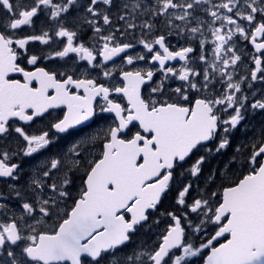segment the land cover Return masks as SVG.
I'll return each mask as SVG.
<instances>
[{
  "label": "snow or ice",
  "instance_id": "1",
  "mask_svg": "<svg viewBox=\"0 0 264 264\" xmlns=\"http://www.w3.org/2000/svg\"><path fill=\"white\" fill-rule=\"evenodd\" d=\"M142 3L128 0L122 4L128 11L117 16L124 22L121 30L112 28L114 0H87L81 6L83 14L72 21L64 14L77 0H0V9L10 14L0 24V177L18 179L21 166L13 158L21 152L32 156L51 145L58 133L89 120L95 115L97 98L103 101L100 112L114 114L102 135L85 137L67 152L43 161V170L30 180L29 187L34 193L47 188L53 196L24 200L19 216L15 212L9 216L8 206L0 203V216L4 217L0 219V264H188V258L203 256V250H209L203 264H264V126L246 143L237 145L222 168L209 171L206 185L221 181L215 191L197 188V194L192 195L189 179H199L209 158L232 146L233 132L245 120L249 107L264 110V91L259 99L253 92L249 103L242 88L246 80L249 88L252 81H264V0H155L146 7ZM198 8L210 20L195 15ZM138 11L163 17L169 35L174 30L192 37L200 34L198 60L205 65L203 71L192 66L193 47L174 50L164 34L153 35L150 20L139 25L138 40L124 42L121 38L138 27L134 22ZM41 12L56 22L55 29L18 36L16 30L33 26L34 17ZM81 24L92 30V46L79 39ZM104 26L111 29L107 34ZM53 37L63 38L61 50L29 54L30 42L48 45ZM238 40L249 42L255 50L250 80L249 76L234 79V70L242 61ZM207 43L213 45L211 60L205 54ZM137 44L145 51L128 54ZM70 53L100 69L105 80L117 73L120 83L107 86L97 77L88 78L87 72L75 78L68 70L35 67L29 71L18 62L26 60L27 65L35 66L41 58H64ZM114 57L133 67L126 70L113 62L108 68L107 62ZM177 59L184 62L179 68L168 64ZM139 62L158 64V68L136 67ZM157 72L161 78L154 80ZM10 73H20L23 79H10ZM171 78L182 83L167 95L165 82ZM149 85L148 93H143L142 87ZM192 90L200 94L194 101L190 99ZM113 94L121 95L127 105ZM61 106L66 109L62 118L53 117L46 129L38 132L29 130L36 119ZM133 122H138L135 132L130 128L136 126ZM12 133L18 144L23 142L22 148L13 150L7 142ZM86 144L98 151L82 156ZM189 160L190 167L183 168ZM235 167L246 171L232 179ZM76 172L81 181L73 197L70 186ZM8 187L23 199L14 185ZM169 198L172 210L159 211ZM68 199H72L71 206L61 209V202ZM37 211L40 219L34 215ZM156 212L170 220L159 243L117 255ZM193 213L198 223L192 219ZM53 216L55 222L46 225L45 218ZM160 218L152 223L159 225ZM208 225L213 226L214 234L197 245L191 236ZM219 238H225L224 242Z\"/></svg>",
  "mask_w": 264,
  "mask_h": 264
},
{
  "label": "flooded vegetation",
  "instance_id": "2",
  "mask_svg": "<svg viewBox=\"0 0 264 264\" xmlns=\"http://www.w3.org/2000/svg\"><path fill=\"white\" fill-rule=\"evenodd\" d=\"M26 3H30L31 0H25ZM128 2V0H114V6L111 9L112 19H113V25L112 28H120L123 30L124 28V22L119 21L117 19V16L124 14L125 9H122V4ZM218 2V0H213V3ZM87 0H77V5L70 8L69 13L64 14L67 21H72L75 17L78 15L83 14L82 5L86 4ZM155 3V0H143L142 7L150 6ZM101 7H105L101 5ZM201 7H207V5H202ZM136 19L135 23L138 25V27L135 30H130L124 37L121 39L124 42H135L138 40L141 36V28L139 27L140 24L143 23L145 20H150L154 24L153 29V35H161L164 34L166 36V42L174 49L177 50L180 47H187L191 46L195 49V52L193 54H190V58L195 61V63L192 65L197 68L199 71H203V68L205 65H203L198 60V56L200 54V44L199 41L203 37L200 36V34H196L195 37H192L189 33L185 32L182 34H178V31H173L172 34H168V28L165 25V20L163 17H151V14H142L141 11H138L134 14ZM195 15L200 16L204 19L210 20L209 17L206 16L205 13H203L199 8L196 9ZM10 18V14L6 13L2 9H0V24H2L6 19ZM133 22V21H129ZM176 23H181L179 21H176ZM195 24V21H193V25ZM56 22L52 21L48 15L41 12L38 14L37 17H34V23L33 26H22L21 29L16 30L18 36H24V35H31V34H39L40 30L44 28L45 30L49 27H52L55 29ZM183 27V25H181ZM192 26V25H190ZM106 31L104 34H107V31L111 30L108 26H104ZM0 30H3L0 28ZM12 31V30H9ZM79 31V39L83 40L88 43V46H92V41L90 38L93 36L91 28L87 24H81ZM119 36V33H117ZM205 35L207 36L208 40L211 41V36L205 32ZM151 38V37H149ZM63 38H56L53 37V40L49 42L48 45L41 44L39 41H32L28 45L29 48V54H37V55H48L50 52L61 50L63 47V44L61 41ZM235 40V37H234ZM15 47V46H14ZM213 45L211 43L205 44V54L208 55L209 59L211 60V49ZM237 47L239 48V54L242 55V61L238 62V67H236L234 79L239 80L241 76H249V70L254 66L251 62V55L255 51L253 46L244 40H238L237 41ZM145 51L143 49L142 45L137 44L135 49L128 50V54H135L136 52H143ZM124 54H121V57ZM99 57L97 62L99 61ZM18 62L21 63L22 67H26V70L32 71L35 70V67H44L46 70H58V71H65L68 70L70 74H74L75 78H80V76L84 73H88V78L97 77L100 82H104L107 86H115L120 83V77L117 73L113 74V77L111 79L105 80L100 73V69L93 68L92 66L88 65L87 61H81L77 57L75 53H70L68 57L60 58V57H52L50 59H43L41 58L37 65H27L26 60H18ZM113 62L117 66H123L126 70H131L133 66H126L122 65V60L120 57H114L113 61L107 62V67L111 68L113 66ZM95 63V62H94ZM183 61L180 60H174L169 61L168 64L170 66H175L179 68L181 64H183ZM136 67H145L147 68H153L155 71L156 68H158V64H145L144 62H139ZM230 71L232 69H229ZM10 79H23L22 74L20 73H10L9 74ZM161 78V73L157 72L154 80H159ZM202 80V77L200 78ZM217 80H219V77L217 76ZM250 80V76H249ZM182 82L171 78L165 82L166 84V94L170 95V90L174 89L175 87L179 86ZM252 87H248V81L246 80L242 84V88L244 89V94L248 95L249 97V103L252 101L253 96L252 93L255 92L256 96L255 98L259 99L261 98V92L264 91V81H252ZM35 86V82H34ZM149 86L142 87V92L147 94L149 91ZM221 85L219 83L216 84V88L219 89ZM82 92V90H81ZM51 93V90H50ZM200 95L199 93H196L195 90H192L190 92V99L194 101V99ZM113 98L116 99L118 102L127 105V100L124 99L121 95L113 94ZM103 104V101L100 100V98H97L96 102V112L93 117H91L89 120L83 122L80 125H76L72 128H70L65 133H58L57 138L53 141L51 145H49L46 149L41 150L38 153H34L32 156H24L21 152L18 156L13 158V162L20 164V170L18 173V179L13 180L12 178H5L0 177V193H3V197H0V203H4L8 206V209L10 210L8 212V215L11 216L13 212L17 216H19L23 209L21 207L24 200H28L29 202H32L36 200L37 196L42 198H49L50 196H53L54 194L47 188H45L43 191L37 190L35 193L32 191V189L29 187V182L34 176H38L40 171L43 170L42 165L43 161L51 156H54L58 153H64L67 152L69 147L75 143L76 141L82 140L85 137L91 136L93 134H101L102 129L107 128L114 118V114L107 113V112H100L99 106ZM66 109L61 106L57 109H50L49 114H45L44 117L38 118L35 120L34 123L30 124V131L38 132L40 129H46L49 122L52 121L53 117H60L62 118L63 112ZM20 124H23V122H18ZM135 127L130 126L131 131L135 132L138 130V122H133ZM264 126V110L256 109L252 110L250 107L245 115V120L241 122V124L238 126L237 130H234L232 135V146L228 149L223 150L222 154H217L212 159H223V158H230L234 151L235 147L237 145H240L241 143L247 142L252 136L259 133L260 128ZM27 127V126H26ZM258 127V128H256ZM245 131L246 137H243V139H240L241 142L238 144L236 143L238 140V135L240 132V129ZM255 133V134H254ZM7 142L10 144L11 148L13 150H18L19 148L23 147V142L17 143V139L14 133L9 135L7 137ZM83 151L82 156H87L89 152H97L98 149L94 148L91 144L83 145ZM201 153H197L199 155ZM91 159L92 157H88ZM195 157H193V160ZM191 163V160H189L187 163L183 164V168H188V166ZM181 169H178L180 171ZM81 181V174L79 172H76L74 175V183L72 186H70V191L72 193L73 197H76V193L78 192L79 186ZM186 180H184L185 182ZM50 182V181H49ZM9 185H14L20 192L23 199L18 198L14 195V193H11L9 191ZM171 199H165L163 205L160 207L159 211H163L165 208L171 209ZM72 204V199H68L66 202H61L60 208L63 209L66 206L70 207ZM36 219H40V215L38 211L34 213ZM159 218V212L153 213L152 217L150 218L149 222L152 226V221ZM0 219H4V217L0 216ZM55 216L48 218H45V224L46 225H52L55 222ZM27 222L31 223V218H27ZM167 222H170V220L163 219L161 223L159 224L160 230L159 233L155 237V244L159 243V236L162 234L163 229L167 226ZM154 225V224H153ZM134 239V236H133ZM133 239L128 243L127 247L121 246V253H117V255L122 254L123 252L130 251L134 248L135 243ZM87 259V258H86ZM106 264V262H105Z\"/></svg>",
  "mask_w": 264,
  "mask_h": 264
},
{
  "label": "rangeland",
  "instance_id": "3",
  "mask_svg": "<svg viewBox=\"0 0 264 264\" xmlns=\"http://www.w3.org/2000/svg\"><path fill=\"white\" fill-rule=\"evenodd\" d=\"M258 128V127H256ZM255 134V133H254ZM238 137V141L236 142L237 144L240 141V139H243V137H246V133L244 130H242V128L240 129L239 135ZM253 137V136H252ZM251 137V138H252ZM246 143V142H245ZM231 158V157H230ZM230 158H223L222 163L220 164V168L223 167V164L227 162V160H229ZM192 163V160H191ZM190 163V164H191ZM190 164L188 166H190ZM215 168V163L211 162L210 163V159L206 162L204 169H203V173L200 176L199 179L195 178V177H190L189 179L191 180L192 184H193V190H192V195H196L197 194V188L199 189H206V191L211 192V191H215L217 189V181L215 184H207L205 182V178L208 176L209 171L211 169ZM235 179V178H234ZM185 183L188 182L187 179H185ZM171 204H172V200ZM172 210V209H169ZM162 211V210H161ZM192 219L194 221H196L198 223V220H196V216L197 214L193 213L191 214ZM160 218V217H159ZM161 221L165 218H160ZM150 222L148 221L147 225H144V227L142 228H138L137 233H135L134 235V243L135 246L134 248H140V247H146V248H152L154 246V242H155V237L157 236V234L159 233L158 231L161 229L159 225H153L151 226V228L149 227ZM189 233L191 232V230H188ZM213 226L208 225L206 226L205 230L202 233L199 234H194L191 236V239L193 240V242H195L197 245L201 242V240H206L207 237L209 235H211L213 233ZM208 250H203V256H196V257H191L188 258V264H200L202 262L203 257L207 254ZM177 254H179V252H177ZM199 258V260H197Z\"/></svg>",
  "mask_w": 264,
  "mask_h": 264
},
{
  "label": "trees",
  "instance_id": "4",
  "mask_svg": "<svg viewBox=\"0 0 264 264\" xmlns=\"http://www.w3.org/2000/svg\"><path fill=\"white\" fill-rule=\"evenodd\" d=\"M222 161H223V159H212V160H210V163L211 162H214L215 163V168H220V164L222 163ZM233 171H234L235 175L232 176V179H234V178L237 179V178H239L240 174L243 173V172H245L246 170L243 169V168L235 167L233 169ZM220 183H221V181L219 179H217V187H218V185ZM145 225H147V224H145ZM197 260H199V258Z\"/></svg>",
  "mask_w": 264,
  "mask_h": 264
},
{
  "label": "water",
  "instance_id": "5",
  "mask_svg": "<svg viewBox=\"0 0 264 264\" xmlns=\"http://www.w3.org/2000/svg\"><path fill=\"white\" fill-rule=\"evenodd\" d=\"M213 234H214V233H213ZM226 236H227V234H226ZM224 239H225V238H219V242H220V243H223V242H224ZM214 243H216V242H214ZM217 246H218V245H217ZM208 251H209V250H208ZM207 254H208V253H207ZM207 254L204 256V258L207 256ZM204 258H203V259H204ZM201 264H203V261H202Z\"/></svg>",
  "mask_w": 264,
  "mask_h": 264
}]
</instances>
